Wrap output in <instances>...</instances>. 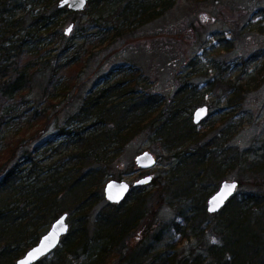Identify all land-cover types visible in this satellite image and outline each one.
I'll use <instances>...</instances> for the list:
<instances>
[{
    "label": "trees",
    "instance_id": "1",
    "mask_svg": "<svg viewBox=\"0 0 264 264\" xmlns=\"http://www.w3.org/2000/svg\"><path fill=\"white\" fill-rule=\"evenodd\" d=\"M172 2L130 0L121 10L111 11L104 3L99 18L91 19V14L81 30L97 27L98 33L105 34L102 41L112 32V37H107L109 46L123 38L126 33L123 26L129 18L139 25L147 24L169 10ZM93 3L94 0H90L80 13L89 14L91 9L88 6L92 7ZM19 7L18 0H0V264H13L39 240L37 231L40 222L48 223L60 213H66L60 208L59 201L71 198L78 205L86 203L87 198L93 197L97 201L104 177L121 174L113 168L117 154L128 139L142 131L152 141L159 142L167 152L182 141L191 143L186 151L175 152L172 156L179 157L177 165L183 163L190 167L187 173L192 177L184 192L193 190L195 180L198 183L201 178L198 175L200 171L208 176V172L218 170L226 159L238 166H248L250 172V178L236 181L238 187L244 185L245 189L238 194L235 192L219 212L210 215L207 211V214L203 212L205 216L212 217V225L208 227L212 228L219 242L207 244L201 254L158 253L147 259L148 264H264V139L257 154L238 151L224 141L215 144L213 140L217 135L220 139L219 134L202 142L204 133L198 132L188 119L176 120L187 105L194 107L201 103V100L195 99L187 101L182 90L173 99L176 103L169 105L165 111L163 109L166 119L152 118V106L159 99L148 94L144 81L140 80V73L131 68L123 70L117 81L104 79L100 87L80 95L76 110L65 114L62 123H59V115L49 113V108H56L53 102L57 84L63 81V88L73 89L80 72L95 53L91 50L79 51L58 30L62 24L58 21L62 12H78L59 9L57 3L52 15L41 12L30 18H14ZM105 13L109 20L102 19ZM50 25L52 27L49 28ZM262 71L264 61L247 75L244 85L227 81L224 85L226 99L237 102L242 90L259 82L258 75ZM38 73L47 76L41 95L44 108L33 106L35 99L31 97ZM210 85L209 81L205 87ZM207 90H204L201 99ZM23 118H26V129L30 130L29 137L25 138H34L40 131L46 132L48 126L54 123L56 138H60V142L50 147L51 154L40 159L37 150L24 147L26 131L22 136L18 133L14 138L6 139V124ZM212 127L209 131L216 129ZM208 133L211 132H206L204 136ZM218 152L224 155V159H217ZM56 156L57 160L45 164V159ZM173 177V171L166 179L157 177L154 184L158 192H163L165 182ZM146 195L134 197V203L114 217L120 218L114 225L109 217L101 215L93 237H89L84 222L72 226L51 258L43 257L34 264H69L68 257L79 258L84 254L88 258L81 264H104V255L126 246L127 236L139 225ZM29 229L34 234L31 237L33 244L22 247L21 241L27 240ZM136 250L128 248V253L120 258L121 262L145 264L142 257H148L152 252L150 247ZM94 255L96 257L91 259Z\"/></svg>",
    "mask_w": 264,
    "mask_h": 264
},
{
    "label": "rangeland",
    "instance_id": "2",
    "mask_svg": "<svg viewBox=\"0 0 264 264\" xmlns=\"http://www.w3.org/2000/svg\"><path fill=\"white\" fill-rule=\"evenodd\" d=\"M129 2L130 0H94L92 7L88 6L91 9L89 14L62 12L58 20L62 23L58 27L61 34L79 51L91 50L95 54L80 72L73 89L63 88V81L57 84L53 102L56 108H49V113L52 116L57 113L59 123H62L65 114L76 110L80 95L89 89L100 87L104 79L117 81L123 70L131 68L140 73V80L144 81L148 94L156 95L159 99L152 106V118L161 121L166 119L163 109L165 111L169 105L175 104L173 99L182 90L187 101L201 100L200 105L208 106V116L198 125L191 121L196 106L187 105L186 110L176 118L178 122L188 119L198 132L204 133L202 142L214 134H219L220 139L217 135L213 140L215 144L219 145L224 141V144L231 145L238 151L260 153L264 139V71L258 75L259 82L256 85L250 84L249 89L241 91L237 102L226 99L227 89L224 85L229 80L244 85L247 75L259 68L264 61V56L259 55L264 54V0H173L169 10L147 24L139 25L133 18H129L123 26L126 32L123 38L109 46L107 44L110 40L107 37H112V32L102 41L105 34L98 33L97 27L88 31L81 30L91 14V19L99 18L102 4L106 3L111 11L121 10ZM19 3L21 7L15 11L14 18H30L31 15L41 12L52 15L58 0H18ZM107 18L109 17L105 13L102 19L109 20ZM70 25L71 33L66 35L64 30ZM37 75L31 97L35 99L33 106L44 108L41 95L47 76L40 73ZM209 81L211 87H205ZM204 90L207 91L201 99ZM24 121L26 118L15 119L14 122L6 124V139H12L18 133L22 136L25 131L24 138L27 137L30 130L26 129ZM211 126L216 129L209 131ZM40 132L34 138H25L23 145L37 150L41 159L52 153L50 147L56 146L60 138H56L57 131L53 122L46 132ZM206 132L211 133L204 136ZM190 144L188 140L182 141L167 152L159 142L152 141L142 131L128 139L117 154L113 168L116 173L121 174L104 177L97 201L93 197L87 198L86 203L81 205L73 202L71 198L59 201L62 205L60 208L68 214L67 223L70 228L84 222L89 237H93L101 215L109 217L110 223L114 225L117 219L114 217L121 215L125 207L131 206L134 197L147 194L139 225L127 236L126 246H120V249L104 255V264H128L120 260L128 253V248L139 250L141 247H150L152 252L148 257H142V262L148 264L150 257L158 253L201 254L204 246L219 242L212 228L208 227L212 225V217L203 214L206 213V201L222 181L250 178L249 168L243 164L238 166L226 159L218 170L208 172V176L200 171L198 175L201 178L198 183L195 180L193 190L184 192L192 177L187 173V168L190 167L183 163L177 165L179 157L172 156L175 152L186 151ZM143 151L156 157L154 167L144 171L134 162L136 155ZM217 154V159H224V155L219 152ZM56 158L57 156L45 159V164L57 160ZM170 169L174 177L165 182L166 189L163 192H158L155 179H166ZM145 175L153 177L151 183L134 187L124 203L111 206L104 199L102 188L105 182L124 179L133 184ZM244 189L245 186L242 185L235 192L238 194ZM53 220L48 223L40 222L38 238L50 228ZM119 220L118 217L117 221ZM33 235L29 229L27 240L21 241L20 246L33 244ZM52 253L47 257L51 258ZM95 257L96 255L90 258ZM68 258L69 264H81L88 256L84 254L79 258Z\"/></svg>",
    "mask_w": 264,
    "mask_h": 264
},
{
    "label": "water",
    "instance_id": "3",
    "mask_svg": "<svg viewBox=\"0 0 264 264\" xmlns=\"http://www.w3.org/2000/svg\"><path fill=\"white\" fill-rule=\"evenodd\" d=\"M90 0H60L58 2V8H66L71 12H83ZM72 26L70 25L64 31L66 35L71 33ZM192 113L193 124H200L209 114L208 106L200 105L196 106ZM135 165L141 170H148L154 167L156 163V157L148 151H143L136 155L134 159ZM153 177L151 175H145L130 184L126 180L112 179L103 185L104 199L110 205H119L124 202L125 198L129 195L134 187H143L151 183ZM234 185L235 187H229ZM238 184L236 181H222L219 188L212 193L206 201V211L210 214H215L220 211L224 204L234 195ZM215 210L210 211V208ZM67 213L60 214L56 219L51 222L50 228L43 234H41L39 240L33 244L30 249L23 253L19 259L13 264H34L41 260V258L48 256L60 246V242L69 230V223H67Z\"/></svg>",
    "mask_w": 264,
    "mask_h": 264
},
{
    "label": "snow or ice",
    "instance_id": "4",
    "mask_svg": "<svg viewBox=\"0 0 264 264\" xmlns=\"http://www.w3.org/2000/svg\"><path fill=\"white\" fill-rule=\"evenodd\" d=\"M230 188L231 187H235L234 185H232V186H229ZM213 210H215V208L213 207V208H210V211H213Z\"/></svg>",
    "mask_w": 264,
    "mask_h": 264
}]
</instances>
